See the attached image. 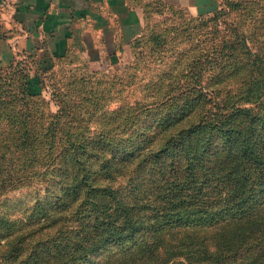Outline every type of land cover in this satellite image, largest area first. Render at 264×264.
Masks as SVG:
<instances>
[{"label":"rangeland","instance_id":"374dc122","mask_svg":"<svg viewBox=\"0 0 264 264\" xmlns=\"http://www.w3.org/2000/svg\"><path fill=\"white\" fill-rule=\"evenodd\" d=\"M187 2H146L140 33L126 38L112 66L72 55L46 72L37 55L16 56L0 12L1 258L7 249L14 262L23 249L18 261L29 253L47 259L61 226L65 166L77 152L160 147L163 135L155 137L170 120L200 115L191 97L200 101L208 82L215 88L220 67L233 69L229 90L246 84L252 93V104L242 106L263 105L264 0ZM28 80L36 96L27 93Z\"/></svg>","mask_w":264,"mask_h":264},{"label":"trees","instance_id":"16d2710c","mask_svg":"<svg viewBox=\"0 0 264 264\" xmlns=\"http://www.w3.org/2000/svg\"><path fill=\"white\" fill-rule=\"evenodd\" d=\"M232 72L220 67L215 88L191 97L200 115L170 120L160 147L78 151L54 251L8 262L6 249L0 264H264V103L242 106L254 97L228 89ZM26 91L40 93L30 80Z\"/></svg>","mask_w":264,"mask_h":264},{"label":"crops","instance_id":"0c3cea01","mask_svg":"<svg viewBox=\"0 0 264 264\" xmlns=\"http://www.w3.org/2000/svg\"><path fill=\"white\" fill-rule=\"evenodd\" d=\"M154 1L189 7L188 0H0V12L10 25L5 41L16 56L35 54L42 67L72 55L112 66L126 38L131 35V42L140 33L146 2Z\"/></svg>","mask_w":264,"mask_h":264}]
</instances>
